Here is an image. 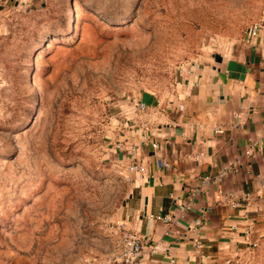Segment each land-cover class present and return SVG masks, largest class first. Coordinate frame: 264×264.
Returning a JSON list of instances; mask_svg holds the SVG:
<instances>
[{
	"label": "rangeland",
	"instance_id": "374dc122",
	"mask_svg": "<svg viewBox=\"0 0 264 264\" xmlns=\"http://www.w3.org/2000/svg\"><path fill=\"white\" fill-rule=\"evenodd\" d=\"M263 11L264 0L9 2L0 264H103L129 192L114 140L137 99L168 96L185 64L230 53ZM225 264H264V234Z\"/></svg>",
	"mask_w": 264,
	"mask_h": 264
},
{
	"label": "crops",
	"instance_id": "0c3cea01",
	"mask_svg": "<svg viewBox=\"0 0 264 264\" xmlns=\"http://www.w3.org/2000/svg\"><path fill=\"white\" fill-rule=\"evenodd\" d=\"M17 1L0 0V24ZM257 25L230 53L185 64L168 96L137 99L118 132L129 182L118 222L142 240L136 264H225L264 234V11Z\"/></svg>",
	"mask_w": 264,
	"mask_h": 264
},
{
	"label": "built area",
	"instance_id": "2783aa9c",
	"mask_svg": "<svg viewBox=\"0 0 264 264\" xmlns=\"http://www.w3.org/2000/svg\"><path fill=\"white\" fill-rule=\"evenodd\" d=\"M258 25L252 26L246 35L253 36L257 33ZM217 133H222V128H215ZM248 153V151H246ZM195 158L198 160L199 155ZM164 167L170 168V164L166 161L161 163ZM130 172H144L145 168L136 161H132L128 165ZM143 250V243L141 238L133 231L128 229L123 223H119L116 232V251L115 253L103 264H136L137 259L140 257ZM154 251V250H152Z\"/></svg>",
	"mask_w": 264,
	"mask_h": 264
},
{
	"label": "water",
	"instance_id": "95a60500",
	"mask_svg": "<svg viewBox=\"0 0 264 264\" xmlns=\"http://www.w3.org/2000/svg\"><path fill=\"white\" fill-rule=\"evenodd\" d=\"M215 58H216L217 60H219V59H220V56H219V55H216Z\"/></svg>",
	"mask_w": 264,
	"mask_h": 264
}]
</instances>
